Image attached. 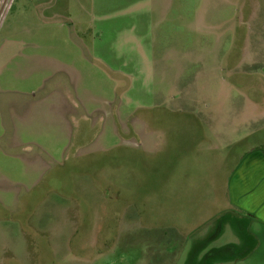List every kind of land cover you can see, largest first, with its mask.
Masks as SVG:
<instances>
[{
  "label": "rangeland",
  "instance_id": "1",
  "mask_svg": "<svg viewBox=\"0 0 264 264\" xmlns=\"http://www.w3.org/2000/svg\"><path fill=\"white\" fill-rule=\"evenodd\" d=\"M41 1L0 0V264L243 262L213 157L264 145V0Z\"/></svg>",
  "mask_w": 264,
  "mask_h": 264
},
{
  "label": "crops",
  "instance_id": "2",
  "mask_svg": "<svg viewBox=\"0 0 264 264\" xmlns=\"http://www.w3.org/2000/svg\"><path fill=\"white\" fill-rule=\"evenodd\" d=\"M44 2L45 0L38 5L40 10L42 3L52 8V3L47 2L44 4ZM41 15L38 13L40 19L42 17L44 20H52V18ZM242 86L247 88L246 91L249 94L251 90L256 89V91H253V99H251V104L257 109L253 118H257L259 115L264 116V79L255 81L251 86ZM260 86L261 90L258 89ZM214 153H217V150ZM213 162L215 166L225 168L226 176L224 175L222 187L219 188L222 193L220 210H213L212 213H216L219 217L231 211L232 214L239 213L245 220L248 219L249 224L245 231H250L249 234L257 240L259 248L247 255L246 259L240 264H264V251H259L264 247V145L252 151H249L246 145L236 152L231 148L225 154H215ZM212 217H206L204 220L199 221L194 228L205 227L208 222L210 223ZM248 226L250 229H247ZM251 236L246 237L247 241L244 242L248 243Z\"/></svg>",
  "mask_w": 264,
  "mask_h": 264
}]
</instances>
